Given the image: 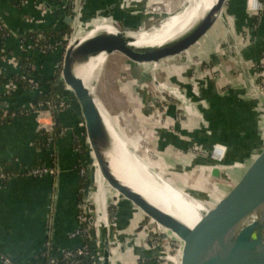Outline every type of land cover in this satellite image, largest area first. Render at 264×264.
I'll return each mask as SVG.
<instances>
[{
    "label": "crops",
    "instance_id": "obj_1",
    "mask_svg": "<svg viewBox=\"0 0 264 264\" xmlns=\"http://www.w3.org/2000/svg\"><path fill=\"white\" fill-rule=\"evenodd\" d=\"M19 1L23 3L21 7L15 5V2ZM43 1L45 2V0H0V21L6 25L4 29L9 37L2 44L8 57L0 60V76L2 79L4 78L3 83L0 85V98L8 97L3 95L4 89L9 81L16 80L20 73L16 58L26 53V51L18 43V38L28 33H42L44 31L51 33L50 31H58L61 27V17L64 11L58 6L59 4H53L52 2L48 3L52 10H47L41 6ZM259 1L264 5V0ZM142 2L143 0H84V17L88 16L85 17V21H91L92 17L100 18L102 15L111 14L114 20L120 21L126 26H144L146 16L142 11ZM229 2V14L234 17L236 31H239L241 27L252 28L254 25L258 26V30L256 29L258 42L245 51L250 53V49L254 50V53L258 54L257 62L264 53V13L258 21L247 12L246 0H230ZM252 5L253 2L251 1L250 7L254 8L255 5ZM110 7H114V10L110 11ZM79 22V25H81L82 20L79 19ZM80 28L82 29L81 26ZM56 31L53 33H56ZM251 35L254 37L253 31L250 33ZM259 35L260 38H258ZM57 54H59V51H53L46 58L34 59L32 75L39 82H46L54 76L59 62L55 63V57L53 56ZM242 54L244 61L247 59V62L251 63L254 60H251L250 55L245 57L247 54ZM244 75L247 77L246 73ZM12 76H15V78H12ZM177 80L174 78L169 82L171 84ZM189 82L190 84L185 82L190 89L185 97L190 107L183 105L182 109L192 115L188 117L185 113L186 123L180 125L183 129L180 134H183L190 141L196 138L199 139L198 135L191 134L192 124H196L199 127L200 142L203 144H208L213 139L231 130L241 132L246 139L248 138L249 130L247 131V129L249 127L243 125L242 121L247 120L252 123V116L238 104L230 101L242 103L240 102L242 100L241 94L237 96L230 93L232 92L231 89L220 92L212 84H209L210 89H204L198 85L195 87L192 81ZM182 84H184L183 81ZM46 88L45 84L40 93L45 92ZM15 93L11 97H19L32 92L17 90ZM254 97H257V95L255 94ZM256 101L253 100L252 103L255 104ZM71 108L60 114L55 121V129L65 131L56 143L55 165L49 157L47 158V152L38 149L34 144L40 129L50 128L53 131L54 122L51 118L44 117V119L39 120L36 114L30 113L0 125V169L14 160L16 164H21L24 167L44 162L45 166H51L57 170V175L41 178L11 176L0 189V264L3 259L8 260L11 264H44L49 257L59 258L62 251L74 250L83 244L81 238L69 237L70 233H74L79 227L77 206L80 204V196L81 198L82 196L85 197V190L84 188L81 189V179L77 171L78 153L81 150L78 153L76 151L78 145L82 142L81 140L84 139V135L83 130L79 127L81 120L75 109L72 110ZM41 125L44 127H40ZM76 141H79V144H75ZM223 146L228 147L229 145ZM175 148L182 149L181 146L169 145L165 153L172 158V155L176 152ZM205 154L207 158L199 157V155L196 158L183 157L181 164H177H180L181 167L190 166V169H198L207 160L214 161L210 153ZM223 158L224 162L227 154L223 155ZM242 163L244 166L249 165L245 159L242 160ZM174 168L179 169L178 166ZM223 168H220V170L222 171ZM209 170L203 171L209 172ZM168 180L172 183L170 178ZM88 181L89 187H91L90 177ZM184 181L186 184L187 180ZM181 189L184 190L185 188L182 187ZM121 214L116 226L117 230L120 231L119 233L122 234L119 238L123 241L128 238L126 232L129 229L132 231L136 228L141 220L138 216L127 219L128 214L125 211ZM47 227L48 240L46 241ZM53 230L54 236L51 239ZM112 238L116 239L114 233ZM119 249L120 245L118 244L111 248L113 260H120L123 264L126 261L132 263L134 255L131 250H127L121 256L118 253Z\"/></svg>",
    "mask_w": 264,
    "mask_h": 264
},
{
    "label": "rangeland",
    "instance_id": "obj_2",
    "mask_svg": "<svg viewBox=\"0 0 264 264\" xmlns=\"http://www.w3.org/2000/svg\"><path fill=\"white\" fill-rule=\"evenodd\" d=\"M183 1L184 0H143L142 11L146 16L144 24L145 29L158 27L169 14H175L181 11L185 5ZM227 7L228 3L225 4L222 15L213 28L199 44L188 53L189 58L183 70L177 73L173 78L168 79L165 75L159 74L158 77L161 80L154 86H128V83L131 81V76L128 73L129 70L131 72L134 70L141 72L144 67L150 66L151 64L148 62L142 64L134 61L132 55L126 51V54L122 57L116 55L109 57L104 67L103 74L94 84L93 90V95L102 112L107 119L109 121L111 120V123L116 126L126 141L135 138L139 139L136 141L137 143H135L138 148L136 149L133 144H130V150L134 153L137 152L142 158L146 156L145 153L147 152L149 161L151 160V163L153 162L154 171H161L166 178L171 179L173 185L177 188L184 187L185 193L188 196L201 202L207 209L212 208L214 204L228 192L229 188L236 183L239 178L238 175L240 176L241 173L244 172L247 166L245 165V167L243 165L242 160L245 159L250 164L254 155L260 149H264V53L256 62L258 54H255L254 50L250 49V53L245 52L249 47L258 42L256 36L258 26L254 25L252 28L241 27L239 31H236L234 19L228 17ZM262 8V13H264L263 4ZM84 11L83 7L79 15L80 20H82V24L80 25L82 27V32L79 34L77 33L76 36L77 25L76 28H74L75 26L68 27V35L62 39L65 41L66 47L73 44L75 41H81V37H83L85 33L90 32L96 21L102 18L92 17L93 19L91 21H85V17L88 16L84 17ZM249 15L255 17L254 19L258 21L262 17V14H258L257 16L253 14ZM117 26L119 28L121 27L118 24ZM252 31L254 37L252 35L250 36ZM258 38H260V35ZM242 53L247 54L245 57L250 55L252 57L251 60H254L251 61V63L247 62V59L244 61ZM180 60V58H176L164 61L160 65L162 67H168ZM258 63L259 65H257ZM245 73L254 81L255 87L259 91L257 97L253 98L255 95L253 93L254 90L249 87L248 81L245 82ZM174 78L178 80L171 83V85L169 81ZM182 81L184 84H182ZM189 81H192L195 87L198 85L204 89H210L211 86L209 84H212V86L220 92L231 89L232 92L230 93H234L237 96L241 94L242 100L240 102L242 103L240 104L252 113V123L247 120H244V123H242L249 127L247 131H251L249 132V134L251 133L249 140L246 139L241 132H234L231 135L230 139L233 138V143L236 144H233L230 148L232 156L228 160V166L222 169L221 177L217 181L210 180L208 178L209 172H207V174L206 171L200 170L199 168L190 169V166H179L183 157L196 158L197 155H199V157L203 156L207 158L205 153L211 154L212 150H217L215 161L221 165V163H224V158L220 160V155L222 153L221 147L224 149L223 155L227 154V157L229 155V148L226 146L220 145L221 147L213 149L218 143L213 142L204 145L200 142L199 127L196 124H192L191 132V134L198 135L199 139L196 138V141H190L183 134H180V131L183 130L180 125L186 123V118L184 116L186 114L188 117L192 115L182 109V104L185 103L183 102L185 94H188L190 90L186 84H190ZM159 84L176 89L181 94L173 92L175 96H170L166 93L167 87L159 86ZM253 100H257L255 104L250 102ZM184 105L190 107L188 103ZM245 142L247 145H245ZM169 145H174L176 147L181 146L182 149L175 148L176 152L171 158V156L169 157L165 153ZM93 164L95 168L93 166L92 168L96 172L90 174L91 187L85 190L88 192V199L91 204L90 209L93 212V216L96 217L95 212L97 215L100 213L98 203L105 199L108 223H111L116 214H119L117 216L120 218V214L124 211L117 206V202L114 200L113 196L106 192L105 186L107 184L102 183L101 185L99 184L100 182L96 180L98 171L95 163ZM177 166L179 169L176 170L174 167ZM184 180H187L186 184ZM98 220L99 216L97 217V221ZM142 224L145 226L143 222ZM111 228L112 227H110V229ZM140 229L138 228L136 230V228H134L132 231L129 229L126 232L128 238L125 240V243L122 244V251L128 250L130 243H133L132 246L137 247V249L139 246H142V243L139 242L140 239H136ZM112 230H117V227L114 229L112 228ZM144 235L145 234L138 237L142 239ZM148 256L149 258H155L159 256V254L152 250L151 252L144 253L142 257ZM164 257L168 264H176L168 260V258L173 259L172 254L168 253V251L167 255L165 254ZM173 260L176 261L175 259Z\"/></svg>",
    "mask_w": 264,
    "mask_h": 264
},
{
    "label": "water",
    "instance_id": "obj_3",
    "mask_svg": "<svg viewBox=\"0 0 264 264\" xmlns=\"http://www.w3.org/2000/svg\"><path fill=\"white\" fill-rule=\"evenodd\" d=\"M229 1L216 0L212 8L201 19H197L190 29L171 43L169 47L149 57L146 62L150 63V66L144 67L141 72L138 70L131 72L129 70L131 81L128 86H154L161 80L158 77L159 74H163L169 79L181 72L188 61V53L213 28L220 18L219 16L225 4L228 3V7L230 6ZM48 3L45 0V2H42V6L47 10H52ZM69 3L70 0H63L58 5L64 11L61 17V27L58 29L59 32L70 26H75L74 28H76V25L79 24L80 10H83L84 0H78L75 16L68 14ZM109 10L113 11L114 7H110ZM102 18L109 19L112 25L117 27H115L117 33L114 35L101 33L89 40L75 41L73 44L68 45L65 52L63 51L57 83L63 85L67 93L64 99L74 107L81 120L83 135L87 145L85 152L90 154L95 161L102 179L107 184L105 186L106 192L113 196L117 206L127 214L138 216L150 233L160 241L168 253L172 254V258L178 264H264V149H260L254 155L251 163L247 165L236 183L202 216L195 227L189 229L176 219L175 223L183 229L185 236L192 242L193 249H189L172 234L161 219L162 211L155 207L158 211L154 212L151 204L142 195L122 184L114 176L107 157L108 154L111 155L113 149L110 135L102 118L94 108L93 97L89 94L83 80L78 75L77 69L87 65L90 60L97 58L99 55H105L106 62L97 76L96 81H98L103 74L109 57L114 55L122 57L126 54V45L130 42V39L125 35L126 32L137 31L138 27L126 26L122 22L114 20L111 14L102 15ZM2 24L6 27L4 23ZM117 24L121 27L119 28ZM55 31L50 32L53 33ZM42 33H46V31ZM176 58L181 59L180 63L175 62L168 67L160 65L164 61ZM37 95L32 92L19 97L0 98V111L18 112L27 110L31 113V107L35 103ZM230 101L246 110L238 101ZM250 102L252 103V101ZM246 111L251 115L250 110ZM243 121L242 123H244ZM234 132L236 131L231 130L210 142L218 143V145H226V143L229 145V155L224 160V163L220 165L213 159L214 161L207 160L204 165H200V167L210 169L209 174L206 172L210 180H219L222 173L220 168L228 166V160L232 156L230 148L233 144H236L233 143V138L230 139ZM249 132L251 131H248V140L251 134ZM81 141L83 142V140ZM82 142L80 145L83 144ZM75 144H79V141H76ZM245 145H247L246 142ZM90 172L92 174V172L96 171L91 168ZM156 213L160 214V216ZM95 216L97 220L99 215L96 212ZM78 226L75 232L80 229L79 223ZM98 231L99 237L96 250L98 264H112L113 257L111 256L110 226L107 211L105 223H98ZM74 233H70L69 237ZM53 236L54 230L51 233V239H53ZM45 240H48V227ZM144 253L146 252L136 251L135 255L144 259L149 258V256L142 257ZM54 259L57 258L49 257L47 262L51 263Z\"/></svg>",
    "mask_w": 264,
    "mask_h": 264
},
{
    "label": "bare ground",
    "instance_id": "obj_4",
    "mask_svg": "<svg viewBox=\"0 0 264 264\" xmlns=\"http://www.w3.org/2000/svg\"><path fill=\"white\" fill-rule=\"evenodd\" d=\"M251 1L253 2L254 0H249V8H251ZM183 2L185 5L182 10L175 14H169L158 27L145 29L143 25H140L137 31L126 32L125 35L130 39V42L126 45V51L132 55L134 61L145 64L147 63L146 61H148L147 59L149 57H152L169 47L171 43L190 29L197 19H201L202 16L215 5L216 0H184ZM253 5H255L254 2ZM222 12L219 17H221ZM115 27L109 19L100 18V20L96 21L94 24L93 29L81 37V41L89 40L101 33L114 35L117 33ZM80 32H82V29L80 28V25L77 24L76 36L77 33L79 34ZM105 61L106 56L103 54L99 55L97 58L90 60L87 65L78 68L77 71L78 75L87 87L89 94L93 97L94 108L102 118L110 135L113 149L111 155L108 154L107 157L109 158L112 172L116 179H118L122 184L130 187L133 191L142 195V197L151 204L154 212L158 211L155 207L159 209V211H162L163 215L161 216V219L170 229L172 234L189 249H193L192 242L185 236L183 229L175 223L176 219L189 229H192L199 223L202 216L209 209L202 205L201 202L196 201L191 198V196H188L184 191L185 189L182 190L181 188H177L173 185V183H171L161 171H154L153 162L151 163V160L149 161L147 152L145 153L146 156L144 158L140 157L137 152H132V150H130V144H133L137 149L138 147L135 143H137L136 141L139 139L135 138L133 140L126 141L116 126L111 123V120L109 121L104 115L93 95V90L97 76ZM159 86H164L165 88L167 87L166 93L170 96L174 95L173 92L181 94L178 90L172 89L169 86L161 84H159ZM183 102L182 105L186 103L189 104L185 97ZM215 148L217 147H214L213 149ZM221 150L222 153L220 155V160H222L224 153V149L222 147ZM91 162L94 167L93 163H95V161L93 158H91ZM199 169L209 170L204 167ZM97 171L98 177L96 180H98L101 185L102 183L106 184L102 179L98 168ZM98 204L100 210L98 221L99 223H105V199L100 201ZM158 215L160 216V214ZM169 261L177 264V262L173 259H169Z\"/></svg>",
    "mask_w": 264,
    "mask_h": 264
},
{
    "label": "built area",
    "instance_id": "obj_5",
    "mask_svg": "<svg viewBox=\"0 0 264 264\" xmlns=\"http://www.w3.org/2000/svg\"><path fill=\"white\" fill-rule=\"evenodd\" d=\"M63 0H48V2H52L53 4H60ZM255 4V7H251L249 8V0H246V10L247 12H249L250 14H253L255 16H257L258 14H262L263 12V8H262V3L259 0H254L253 1ZM78 5V0H75L73 5H72V9L71 11L68 13L69 15L75 16V11H76V7ZM42 6V5H41ZM43 7V6H42ZM253 8V9H252ZM68 11V10H67ZM227 13H228V17H232L234 19V17L232 15L229 14V7H227ZM78 15V13H77ZM232 22V21H231ZM0 24L2 26V28H4L3 24L0 21ZM1 28V27H0ZM5 42V41H4ZM3 43L0 40V48ZM20 45L23 47V49L27 52H31L32 50V45L31 44H26L23 45L20 43ZM67 45H62L59 42H51L47 45V47H43V49H39L38 53L40 54H45L48 51H64L66 50ZM60 64L57 65L56 70L59 68ZM248 77H246L247 79L245 80L248 81L249 87L251 89H253V93L256 94L257 96L259 95V91L258 89L255 87L254 85V81H252L250 79V76L247 75ZM250 79V80H249ZM25 81L29 87V91L33 92V93H40V88H39V82L36 80V78L32 75V74H18V77L16 80H12L9 81V83L6 85L5 89H4V96H8L11 97L12 95L15 94V92L18 90V81ZM1 96V97H4ZM64 98H66V96H64ZM62 99V101L58 104V105H52V104H47L45 106V108H42V104H37V105H32L31 109H32V114H36L37 119L41 120L44 119V117L46 118H51L52 119V114H62L65 111H67L70 108V103L67 102V100ZM259 98V97H258ZM7 113V112H6ZM9 113H17V112H9ZM18 113H20V116H24L27 114H30L27 110H21L18 111ZM16 118L13 116V119ZM7 119L6 115H3L0 119V125L1 124H5L7 122H5ZM53 121V120H52ZM40 127H44V126H40ZM79 127L81 129H83L82 124L79 125ZM40 130H44L45 132H48L49 136L51 133L52 136V131L50 128H42ZM65 131H61L60 132V136L64 135ZM52 140L49 139L48 142L50 143ZM82 145H78L76 151L77 153L83 149V151H86L87 149V145H86V141L85 138L82 142ZM214 147H219V145H216ZM212 158L215 160V156H217V150L213 151L211 153ZM92 168V164L90 163H80L77 171H78V175L80 177V179L83 181V186H84V190L89 189V181L88 178L90 176V169ZM57 175V170L51 166H45L43 168H39V169H32L30 171H28L27 173H25L26 177L29 178H41L44 176H55ZM11 176L7 175V174H3L0 173V182H5L8 178H10ZM91 185V183H90ZM3 186L0 184V189ZM91 204L90 201L88 199V192L85 191V197H83V203L78 205V215H77V222L80 225V229L75 232L73 235H71V238H81L83 240V244L74 250H67L64 251L62 253V255L60 256V258L54 259L51 263L50 262H46L45 264H98V254L96 252L97 250V239L99 237V231H98V223L97 220L95 219L96 217L93 216V212L90 209ZM119 214H116V216ZM111 221V223L109 224L110 227H112L113 229L116 228V223L118 222V216ZM112 228L110 229V238H111V248H114V246L120 245V249L118 251V253L123 256L125 254V252L127 250L122 251V244L125 243V240L122 241V239L120 240L119 238V232L118 230H113L112 232ZM140 229V231H138L137 233V237L136 239H140V243H142V246H139V248L137 249V247H133V243H130L129 245V249L131 250L132 254L134 255L133 257V262H129L126 261L125 264H143L145 263V261L148 260H156L155 264H168L166 262V260H164V256L165 254L167 255V251L166 249L162 246V244L160 243V241L152 234L150 233V231L147 229L146 226H144L142 224V222H139L136 226V230ZM113 233L116 235V239L112 238ZM145 234L142 239L139 238L138 236H141ZM136 244V243H135ZM133 248V249H130ZM148 251H147V250ZM143 251V252H151L152 250L155 251L157 254H159V256L155 257V258H140L139 256L135 255L136 251ZM157 250V251H156ZM161 253V254H160ZM113 257V256H112ZM114 258V257H113ZM123 264L120 260H113L112 264ZM1 264H11L8 260L3 259Z\"/></svg>",
    "mask_w": 264,
    "mask_h": 264
},
{
    "label": "trees",
    "instance_id": "obj_6",
    "mask_svg": "<svg viewBox=\"0 0 264 264\" xmlns=\"http://www.w3.org/2000/svg\"><path fill=\"white\" fill-rule=\"evenodd\" d=\"M75 0H70L69 6H68V13L71 11V7L73 5ZM22 1L19 2H15V5L17 7H21L22 5ZM0 40L1 42L4 44V41L6 39H8L9 37L7 36L8 33L7 31L2 28L1 24H0ZM68 29H64L60 32H56V33H28L25 36H21L18 38V43L26 45V44H31L32 45V50L31 52H27L24 53L20 56H18L16 58L19 69H20V73L21 74H32V66H33V61L35 58H46L50 53H52V51H48L46 52L44 55L43 54H39L38 51L39 49H43V47H47V45L51 42H59L62 45H65V41L62 40L64 37H67L68 35ZM10 36V34H9ZM4 46V45H3ZM3 46H1L0 48V60H4V58H7L8 54L6 49L3 48ZM59 55V56H58ZM53 57H55L54 61L59 62V64L61 65L62 59H63V51L59 52V54L54 55ZM258 65V64H257ZM59 74H60V66L57 70H55L54 76L50 79H48L46 82H39L37 79V81L39 82V88L40 90H42L45 87V84L47 86L46 91L42 92L39 94L38 98L36 99L35 103L33 105H37V104H42V108H45V106L47 104H52V105H58L62 99L64 98V96H67V93L63 87L62 84H57V80L59 78ZM12 78H15V76ZM17 79V78H16ZM4 78L2 79V77L0 76V85L3 83ZM28 91L29 87L27 85V83L25 81H18V91ZM16 94V93H15ZM71 105V104H70ZM70 107H72L71 109L73 110V106L71 105ZM3 115H6L7 119L5 122H11L13 120V116L14 117H19L20 113H9V112H2L0 111V119ZM58 114H52V120L54 122V129L52 131V136H49L48 132H45L44 130H40L38 132V135L36 136L35 140H34V144L37 146L38 149H41L45 152H47V158L49 157L50 161L55 165L56 162V143L58 141V138L60 137V129H55V121L58 118ZM51 139L52 141L49 143L48 140ZM78 163H77V169L80 165V163H91L90 159L91 157H89V154H87V152L83 151V149H81V152L78 153ZM45 167L44 162H40L37 163L34 166H29V167H24L21 164L18 165L14 162V160L12 162H10L9 164H5L2 169H0V173L3 174H7L9 176H16V177H24L25 173H27L28 171L32 170V169H39V168H43ZM7 168V169H5ZM91 176V175H90ZM6 182V181H5ZM5 182H0V184L2 186L5 185ZM83 181L81 180V189L84 188V186L82 185ZM83 198V196H82ZM81 196H80V203H83ZM133 218L132 215L128 214L127 219ZM156 260H148L145 261V263L143 264H155Z\"/></svg>",
    "mask_w": 264,
    "mask_h": 264
}]
</instances>
